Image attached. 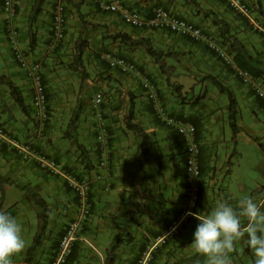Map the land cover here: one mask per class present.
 Segmentation results:
<instances>
[{
	"label": "crops",
	"instance_id": "crops-1",
	"mask_svg": "<svg viewBox=\"0 0 264 264\" xmlns=\"http://www.w3.org/2000/svg\"><path fill=\"white\" fill-rule=\"evenodd\" d=\"M66 1L68 22L65 40L60 45L53 41L50 31L53 0L45 4V8L35 22L37 44L44 47L40 46L37 51L35 49L31 51L32 59L43 61L44 84L48 94H53V96L48 95L52 113L50 121L40 124L34 119L33 124L27 123L24 118H19L20 107L15 102L9 103L5 99L4 101L0 99V119L4 122V126L20 139L18 142L28 137L26 142H29L36 151L50 153L64 166L73 167L82 174L89 172L101 175V178L94 180L91 186V214L86 219L79 238L74 242L72 252L65 264H136L138 257L160 238L164 240L159 241L153 249L150 264H178L180 259L197 252L190 243L191 239H188V232L193 230L191 221L194 220L198 224L196 215L210 211L206 208L208 207L206 200L210 204V201L220 199L221 195L215 190L221 185L222 176L229 175L231 178L233 175L231 154L237 155V152L228 154L230 146L224 144L226 139L219 132L223 130L218 124L221 119L222 122L224 121L223 111L219 118L214 114V109L207 107L206 102L201 103L204 106L201 108L200 104L187 105L174 98V93L169 92L170 86L166 83V71L160 67L165 55L162 54L161 58L156 60L148 52L147 47L164 53L178 49L179 45L181 48L183 46L187 48V37L166 30L130 27L118 14L99 8L98 3L104 0ZM118 1L125 6L134 7L143 16L151 15L152 7L160 3L176 14L201 24L200 13L192 12L191 5L186 4L184 0ZM197 1L200 2L201 7L213 9L228 21L231 25L230 30L245 45L249 53L255 56L264 53V37L261 31L244 15L229 8L223 0ZM248 2L254 11V18L264 28V0H248ZM17 11L18 16L14 21L19 27L17 42L25 48L28 42L23 23L29 12L25 0L19 1ZM82 20H88L95 25L83 24ZM4 23L0 2V28H3ZM118 33H126L138 42L132 43L129 39L115 38ZM79 36L89 42L88 51L82 56L85 62L88 61L85 68L91 76L87 78L89 87H92L91 79L94 77L96 86L91 89H97L95 93L107 91L114 96L117 86L130 93L127 98L132 115L131 121L137 122L148 135L149 150L143 157L144 160H139L141 137L128 129L126 122L125 130L120 131L119 123L115 121L118 117L116 114L122 111L123 107L119 110L114 109L117 104L105 97L102 112L107 124L106 141L98 143L95 139L96 119L91 114V106H88L90 109L88 113L81 116L78 126V141L85 145L91 160L95 163L92 169H83L78 158L79 151L65 137L70 107L73 104L69 105L68 102L56 98L55 91L64 93L65 96L69 95L67 89L69 85L65 83L67 80L64 83L59 80L58 73L63 70L55 72L54 67L51 66V58L46 57V61L42 58L45 49L51 52L58 47L56 51L62 55L74 51ZM191 43L194 52L207 47L201 41ZM108 52L125 55L135 61L139 73L123 74L118 69L110 68L105 59V53ZM0 55L1 58L4 57L2 53ZM69 60L71 61V57ZM214 61L213 57L210 59L209 56H199L196 62L210 63L211 68L215 66L216 72L221 73L228 81L227 85L235 96L238 95L241 100L249 102L252 107L254 104L264 108V102L255 95L250 85L233 77L229 67L224 64L214 65ZM0 72L10 75V79L22 89L23 94L27 96L25 99L27 110L32 116V108L29 105L31 91L25 70L22 71L20 66L15 67L11 63H6L3 64L2 69L0 68ZM78 73V70H69L66 78L74 77ZM148 82L154 85V99L148 98ZM250 90L253 92L251 93ZM158 108L164 110L166 115L194 124L196 127L194 141L201 147L199 159L202 176L195 191V206L192 209L193 214L183 220L181 216L188 209L191 201L188 185L184 180L187 140L165 123L164 116ZM10 114H13L14 118ZM227 116L229 117V112ZM84 117L87 118L85 121ZM215 129L218 130L217 133L214 132ZM239 134L238 129L236 137ZM15 142L16 140L12 144L14 145ZM10 146L2 139L0 174L6 177L12 174L18 178L17 184L28 185L46 200L50 208L48 226L41 242L31 255H28L27 248L32 243L37 228L36 209L26 199L23 189L4 186L1 191L3 200L0 202V208L14 215L22 223L26 241L25 248L12 257V264H49L56 255L59 240L67 223L77 212V199L61 177L43 171L35 160H25ZM101 158L106 160L105 167L97 165V161ZM156 191L165 199L162 204H159L154 197ZM31 216H34L33 220ZM115 236L118 238V247L115 250L114 260L108 262L107 249Z\"/></svg>",
	"mask_w": 264,
	"mask_h": 264
},
{
	"label": "rangeland",
	"instance_id": "rangeland-1",
	"mask_svg": "<svg viewBox=\"0 0 264 264\" xmlns=\"http://www.w3.org/2000/svg\"><path fill=\"white\" fill-rule=\"evenodd\" d=\"M33 1L34 0H25L26 7L29 8V10L31 8ZM52 1L53 0H47L46 3L47 2L51 3ZM184 2L186 4L191 5L190 7L192 9V12H194L195 14L200 13L201 18L199 22L202 24V25L200 24V26L203 28L204 32L207 35H212L213 37H216L218 41L222 43V40L219 35L220 32L219 27L216 26L213 22V19L216 17L222 18L220 14L211 8L201 7L200 2H198L197 0H184ZM252 13L254 15V11ZM82 23L95 25L94 23L88 20L85 21L82 20ZM23 24L25 28L24 30L26 32L25 36L27 37L28 43L27 46H25V48L24 46L21 47L19 45L20 43L18 42L17 45L23 52L32 55L31 51H35V50L37 51V49L41 46V44L38 43L34 48H30L29 33L27 28L28 27L27 18L25 19ZM34 29H35V24H34ZM8 38H9V27H7V20H5L3 28H0V53L4 55V57L2 58L0 55L1 69L3 68V64L6 65V63H11L15 67L19 66L17 61L14 59L13 49L9 41H7ZM187 39L191 40L189 38ZM188 40H187V45H188L187 48L184 46L181 48L179 45L180 48L178 47V49L176 50L167 51L166 53L161 51V54L158 55L159 58H161L162 54L165 55V58L162 59L163 62L160 63V67L161 69H164V71H166V83L167 85L170 86L169 92L172 91L175 95L174 98H177L178 101L185 103L187 105L193 103L201 105V103L206 102L207 107L214 109L215 111L214 114H216L219 118L221 112L223 111L222 114H224L223 117L224 121L222 122L221 119L218 123L220 127L223 128V130L219 132L220 134H222L221 136L226 139L224 144H229L230 146L228 154L234 151L237 152V155L233 154L232 156V162H233L232 177L230 178L229 175L222 176V178L220 179L221 182L220 184L222 185V187L219 184L220 186L215 190L217 193L221 195L220 199L216 198L214 202L210 201V204L208 200H206L205 203L206 206H208L206 208H208V210H211V208L214 207L216 203H218L221 199L224 198H228L233 204H236L239 198L249 194L254 196L258 200V202H260V200L264 196V189H262L264 188V108L259 105L255 106L254 104L252 107L251 104H249V102L241 100L239 96L236 95L235 97L238 105H236L235 122L237 128L240 131V134L236 137V139H233V130L229 122L230 119L227 116L229 112L228 111L229 109L226 107V105H228L229 103L228 95L226 92L220 91L219 88L214 84V79H216L220 83L228 87L227 85L228 81L225 80V78H223V75L221 73L216 72L217 69L215 68L214 65L224 64L225 66L230 68L233 77H235L237 80H239L238 79L239 77L237 76L235 71L228 64L225 63V61L219 58L213 51L209 50L208 47L201 48V50H196L194 52V49L192 48L191 45L192 44L191 42L193 40H191V42ZM53 41L55 43L57 42L55 41V39H53ZM82 41L86 44V46L83 49V53H82L83 56L84 52L88 51L87 47L89 42L86 38H82L81 36H79L76 39V46ZM61 42L62 41L58 42L59 45L61 44ZM44 43L45 41L43 42V44ZM189 44L191 45V47H189L190 46ZM223 45L228 50V46L225 44ZM41 47L43 48L44 46ZM57 48L58 47H56V49H54V51L51 52H48L45 49L44 56L42 59L46 61V57L49 56L51 58V66L54 67L53 68L54 71L57 72L58 70H63L58 73V77L59 80L61 79L60 82L62 83H64V81L67 80V82L65 83L69 85L67 89L69 90L70 93L69 95L65 93L66 94L65 96L64 93L62 94L61 92L55 91L56 93L55 96L60 100L68 102L69 105L73 104L70 107V115L68 118V122H69L73 112L78 108L79 105L82 111L81 116H85V114L88 113L87 111L90 110L89 109L90 106L92 107L91 105L92 99L97 89L96 90H93L94 88L91 89L92 87L96 86L94 83L95 80L94 77H92L91 79L93 83L91 85L92 87H89L90 83L87 84V78H90L91 76L90 73L87 72L85 68L86 65H88V61L85 62L84 57H82V66L78 69L79 72L78 75L71 77L69 79L66 78V75H68L69 70H74L72 66L74 65L73 60L77 53V47L75 48L74 51H71L70 53L66 52V54L63 55L56 51ZM199 56L201 57L209 56L210 59L211 57L215 58V61L213 63L214 68L210 67L212 65L210 63L196 62ZM256 56H259L264 61V53H262L261 56L259 54H256ZM69 57H71V61L69 60ZM41 62L43 63L42 60ZM192 66H194V68H192ZM55 67L57 68V70ZM177 68H179V70ZM20 69L22 71L24 70L21 67ZM3 74L5 75V79H10V75L5 73ZM2 81L3 79L0 78V99H2L3 101L5 99L8 100L9 103L10 102L14 103L15 101L10 96V93H8L9 90L6 84L3 83ZM179 85H180L179 89L176 90L175 87ZM5 86L7 89L5 88ZM123 89L124 88H119V86H117L116 90H114L115 93L114 96L112 93L108 94L107 91H104L105 98L117 104L116 108L114 109L119 110L120 107H123V110L119 111L116 114L118 117L115 120L117 123H119L118 127L120 131L125 130L126 128L125 122L127 121V117L130 114V106L128 105L129 102L127 98L128 96H130V93L127 90L125 91V89L124 90ZM250 92L252 93L253 91L250 90ZM50 95L53 96L52 93H50ZM24 97L25 99H27V96L25 94ZM202 105L201 108H204V106ZM6 107L8 109V106ZM92 108L90 110L91 114L95 116L96 110L93 109L92 112ZM10 115L11 117L13 116V114ZM19 116H20L19 118H24L27 121V123L33 124L34 122V119L29 112H24L23 110H21ZM86 119L87 118L84 117V121ZM214 132L217 133L218 130L215 129ZM2 139L5 140L7 143H9V145H11L10 147L13 149H15V146L12 144V142L14 140L16 141L20 140L17 136H14V134L12 133L11 130H9V128L4 126V122H2V120L0 119V147H1ZM27 139L28 137L22 138V142H26ZM0 165H1V161H0ZM8 168L10 169V167ZM8 177L10 179V182L7 185H5V187L12 186L14 187V189H22L24 184L22 183L17 184L18 178H16L12 174ZM241 186H243L242 189ZM218 189L222 191H219ZM1 191L2 190H0V202L3 200ZM261 203H264V198L261 201ZM33 219L34 216H31V220ZM191 224L193 226V230L188 232V239H191L192 241V233L194 232L197 224L194 222V220L191 221ZM113 244L114 241H112L110 247L107 249L108 262L110 260L112 261L114 260L115 251L113 252V250H111ZM231 258H232V264H252L253 253L250 249L246 248L243 245V243L237 242L236 250L232 254ZM204 260L205 258L203 257V255L196 252L192 256H188L183 259H180L178 264H204Z\"/></svg>",
	"mask_w": 264,
	"mask_h": 264
},
{
	"label": "built area",
	"instance_id": "built-area-1",
	"mask_svg": "<svg viewBox=\"0 0 264 264\" xmlns=\"http://www.w3.org/2000/svg\"><path fill=\"white\" fill-rule=\"evenodd\" d=\"M226 5L232 10L244 15L251 23L254 24L264 37V28L254 18L253 11L248 0H223ZM3 13L9 27L8 41L12 46L14 59L25 70L27 79L29 80L30 93L29 105L32 108V116L40 124L46 123L51 119V111L49 107V99L45 90V84L42 73V63L40 60L32 59L30 54L23 52L17 45L16 38L19 35L18 27L14 24L17 18V3L18 0H1ZM99 7L103 11L119 14L123 22L135 28H150L158 30H166L180 36L188 37L194 41H204L211 51L219 58L225 61L237 74L239 79L244 84L250 85L255 95L264 102V84L254 79L250 73L241 69L234 61L233 55L222 46L212 35H207L203 28L194 21L176 14L170 8L157 4L153 7L150 16L141 15L136 9L121 4L118 0L102 1ZM67 6L65 0H56L51 15V31L55 40L61 41L66 35ZM105 59L110 68L118 69L123 74L139 73L137 63L130 60L124 55H118L112 52L105 53ZM147 95L149 99L155 98L154 85L147 83ZM105 102L102 92H97L92 104L99 109ZM163 114L166 124L180 133L186 140L187 146L184 158V180L188 185L189 194L191 197L190 206L184 211L181 220L193 214L194 198L197 185L202 176V167L200 163L201 147L200 144L194 141L196 127L190 122H184L173 116L166 115L165 111L159 109ZM107 124L105 118L100 111L96 115V140L104 142L106 137ZM17 153L24 159L35 160L39 168L50 175L62 177L68 188L77 198V212L72 219L67 223L64 232L59 240L56 255L49 264H65L68 256L72 252L74 242L79 238L80 232L84 228V223L91 214L90 206V190L94 180L101 178L100 173L96 175L84 174L79 177L72 172H67L63 164L48 152L36 151L29 142H15ZM99 167H105L106 161L101 159L98 162ZM146 249L137 259L136 264H150L152 252L159 241ZM93 246L90 242H88Z\"/></svg>",
	"mask_w": 264,
	"mask_h": 264
},
{
	"label": "clouds",
	"instance_id": "clouds-1",
	"mask_svg": "<svg viewBox=\"0 0 264 264\" xmlns=\"http://www.w3.org/2000/svg\"><path fill=\"white\" fill-rule=\"evenodd\" d=\"M19 1L20 0H18L16 6L17 10H18ZM55 1L56 0H54L53 2L54 3L53 8L55 5ZM107 1H111V0H107ZM65 3L67 6L66 0ZM128 7L134 8L132 6H128ZM52 10H51V15H52ZM66 17H67V10H66ZM4 19H6L5 15H4ZM67 22H68V18H67ZM16 26L18 27V25ZM138 29H142V28H138ZM50 31H51V22H50ZM66 36H67V26H66L65 38ZM65 38L61 41H64ZM219 43L222 46H224L221 42ZM91 105L93 109L96 110L95 119L98 111H100L104 117V114L102 112V106L99 109H97L96 107L93 106V104ZM106 137H107V128H106ZM106 137H105V141H106ZM104 142H99V143H104ZM196 217L199 222L196 225L194 232L192 233L191 244L194 246L197 252L202 254L203 257L205 258L204 264H232L231 257L234 251L236 250L237 242L243 243V245L246 248L252 251L253 253L252 264H264V203L258 202V200L254 196L250 194L244 195L238 199L236 204H233L228 198L221 199L218 203L214 205V207L211 208L210 211H208L203 215H196ZM25 245H26V241L23 236L22 223L14 215L0 208V264H12V257L15 254L21 252L25 248Z\"/></svg>",
	"mask_w": 264,
	"mask_h": 264
},
{
	"label": "trees",
	"instance_id": "trees-1",
	"mask_svg": "<svg viewBox=\"0 0 264 264\" xmlns=\"http://www.w3.org/2000/svg\"><path fill=\"white\" fill-rule=\"evenodd\" d=\"M46 1L47 0H34L29 10L28 17H27V26H28L27 28H28V33H29L30 48H34L37 44V37H36V31L34 29V24L36 22L37 17L43 11ZM1 10H3L2 2H1ZM5 20L6 19H4V21ZM213 22L216 26L219 27V30H220L219 35L222 40V43L228 46V51L233 55V59L235 63L241 69L250 73V75L254 79L264 84V61L259 56H255L247 51L245 45L230 30L231 25L228 21H226L223 18L216 17L213 19ZM9 24L10 23L7 22V27ZM117 37H120L122 40L129 39L131 40L132 43L138 42L134 39H131L130 35L126 33H118L117 35H115V38ZM85 46L86 44L83 41L77 45V53L73 60L74 65L72 66L74 70H78L82 66V53H83V49ZM147 49H148V52L153 57L156 58V60L159 58L158 55L161 54L160 51H156L152 47H147ZM0 78L3 79L2 82L6 84L9 90L10 96L13 98L15 103L20 107L21 110H23L24 112H28L22 89L18 85H16L11 79H5V75L3 73H0ZM214 84L219 88L220 91L226 92L228 95V100H229L228 108H229V119H230L229 122L233 130V139H236V135L238 132V128L235 122V113H236V105H237L236 97L234 93L228 87L220 83L218 80L214 79ZM179 87L180 85L176 86L175 89L178 90ZM46 93L48 96L47 90H46ZM81 113L82 111L79 105L78 108L73 112L67 124L65 137L69 140V142L74 144L76 147V150L79 151L78 158H80L79 161L82 164L83 169H92L95 163L91 160L90 155L88 153V149L85 147V145H83V143L78 141V137H77ZM131 119H132V115L130 113L127 117L126 127L141 137V141L139 143V148H140L139 160L141 161V160H144L143 157L148 154V150H149L148 142H147L148 135L138 123L132 122ZM94 136L96 139V132ZM99 161L100 160H98L97 162ZM64 168L67 172H70V173L72 172L73 174H76L79 177H83L84 175L81 172L80 173L77 172L73 167L70 168L68 166H64ZM85 174L96 175V173H89V172ZM9 182H10L9 177H6L0 174V190L3 191L4 186L8 184ZM22 189L25 191L26 199L29 200L33 204L34 208L36 209L37 228L33 236L32 243L27 248L28 255L29 254L31 255L32 251L40 244L41 238L43 237L47 229L50 208L46 200L42 196H40L36 191L29 188V186L24 185ZM154 197L156 198L159 204H162V202H164L165 200L164 197H162L161 194L158 193L157 191ZM113 241H114V244L112 245L111 250H113L114 252L116 248L118 247L117 236L114 237ZM29 257L30 256H28V258Z\"/></svg>",
	"mask_w": 264,
	"mask_h": 264
}]
</instances>
